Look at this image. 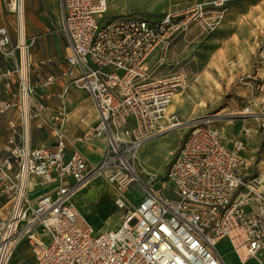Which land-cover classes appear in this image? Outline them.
I'll return each instance as SVG.
<instances>
[{"label":"built area","instance_id":"2783aa9c","mask_svg":"<svg viewBox=\"0 0 264 264\" xmlns=\"http://www.w3.org/2000/svg\"><path fill=\"white\" fill-rule=\"evenodd\" d=\"M64 29L71 42L63 76L84 90L98 107L99 120L85 142H103V158L92 163L78 148L67 153L66 107L50 116L35 97L32 83V37L26 34L24 0H8L16 38L0 20V79L12 80V98L0 96V116L15 110L8 121L12 136L0 148V264H9L16 243L27 238L36 264H231L219 249L231 246L232 264L254 258L264 264V177H250L245 142L224 140L222 130L203 122L190 130L169 163L167 192L149 189L137 204L125 188L137 180L138 149L168 127L165 110L174 94L189 86L182 72L156 74L148 58L189 25L176 13L161 16L117 15L106 18L108 0H62ZM224 17L220 15L218 23ZM57 80L49 75L40 83ZM50 124L55 144L33 146L31 121ZM107 172L121 211L118 228L97 231L80 209L86 183ZM50 185L33 198L31 178ZM123 212V213H122Z\"/></svg>","mask_w":264,"mask_h":264},{"label":"rangeland","instance_id":"374dc122","mask_svg":"<svg viewBox=\"0 0 264 264\" xmlns=\"http://www.w3.org/2000/svg\"><path fill=\"white\" fill-rule=\"evenodd\" d=\"M166 13L188 17L189 25L168 44L158 46L148 65L156 74L182 72L189 86L179 92L175 109L165 110L167 129L138 149L134 163L138 178L125 188L128 202L134 205L151 188L171 189L166 179L169 163L186 134L203 122L219 127L228 143L244 140L249 176L264 177V0H108L105 17ZM79 148L93 162L103 155L84 144ZM106 174L92 178L89 191L78 200L88 218L101 195L112 197L114 204L115 188ZM104 206L105 201L90 220L93 226L97 231L99 225L101 230L118 228L121 211L114 204L104 214ZM219 249L232 264L227 239ZM260 258L264 260V251ZM246 264L260 262L252 258Z\"/></svg>","mask_w":264,"mask_h":264},{"label":"crops","instance_id":"0c3cea01","mask_svg":"<svg viewBox=\"0 0 264 264\" xmlns=\"http://www.w3.org/2000/svg\"><path fill=\"white\" fill-rule=\"evenodd\" d=\"M25 6V28L26 34L34 39L31 46V58L33 61L32 83L35 87V97L45 106L46 112L50 116L56 115V109L64 103L66 107L64 120V130L67 135V153L74 149H80L84 144L89 149H97L103 153V142L95 139L85 142L83 137L92 132L99 120L98 107L93 99L84 90L74 86L61 99L58 94L70 80L63 76L67 66L66 59L72 52L71 42L64 29L65 16L62 0H24ZM8 0H0V20H4L10 29L13 38H16V27L14 18L9 13ZM9 60L0 54V66L6 68ZM49 75H54L57 80L48 87H41L40 83ZM7 79H0V96L12 98L17 90V83L12 80L11 86H7ZM48 88H50L48 90ZM17 116L15 110L0 116V148H3L12 136V131L8 127V121ZM31 144L33 146L55 144L53 127L50 124L42 123L40 118L31 121ZM84 155L92 162L99 163L102 157L93 162L85 153ZM50 185H40L35 177L30 180L31 196L36 198L50 189ZM36 190H39V193ZM106 195H101L98 205L102 203ZM112 197H110L111 199ZM113 199V198H112ZM104 214H107L108 199L104 200ZM102 207V206H101ZM101 230V225L98 226ZM37 256L27 238L20 239L13 250L9 264H36Z\"/></svg>","mask_w":264,"mask_h":264},{"label":"bare ground","instance_id":"6f19581e","mask_svg":"<svg viewBox=\"0 0 264 264\" xmlns=\"http://www.w3.org/2000/svg\"><path fill=\"white\" fill-rule=\"evenodd\" d=\"M179 95H180V93H176V94H174V96H173V98H172L170 104L168 105L167 109H168V108H170V110H171V109H175V107L177 106V103H178L179 100H180V96H179ZM178 124H179V123H175L174 126H176V125H178ZM91 181H92V180H89V181L86 183V189H85L86 193L89 191V184L91 183ZM106 199H108V201H109V203H108L109 212L112 211V209L114 208V204L112 203V200L110 199L109 196H105V197L103 198V201H102L101 204H99L98 206H95L93 209H91V210L88 211V216H89V218H90L91 221H92L93 216H95V212H96L97 210H99L101 206H103V204H104V200H106ZM105 205H106V203H105Z\"/></svg>","mask_w":264,"mask_h":264}]
</instances>
